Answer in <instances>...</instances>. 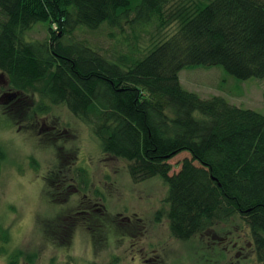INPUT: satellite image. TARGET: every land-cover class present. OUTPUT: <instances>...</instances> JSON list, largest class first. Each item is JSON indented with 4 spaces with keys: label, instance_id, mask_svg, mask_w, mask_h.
<instances>
[{
    "label": "trees",
    "instance_id": "obj_1",
    "mask_svg": "<svg viewBox=\"0 0 264 264\" xmlns=\"http://www.w3.org/2000/svg\"><path fill=\"white\" fill-rule=\"evenodd\" d=\"M36 24L46 25L47 40L26 42ZM103 25L173 30L137 59L136 49L110 61L69 40L77 29ZM200 67L264 79V0H0V71L13 91L36 96L41 114L63 104L90 124L101 152L129 162L135 183L161 179L167 208L155 221L165 218L174 239L189 241L239 215L263 254L264 115L184 90L179 72ZM182 152L190 159L169 175L168 161ZM101 215L70 213L58 224L68 238L76 229L95 240L133 237L136 219ZM22 255L15 251L6 264Z\"/></svg>",
    "mask_w": 264,
    "mask_h": 264
},
{
    "label": "rangeland",
    "instance_id": "obj_2",
    "mask_svg": "<svg viewBox=\"0 0 264 264\" xmlns=\"http://www.w3.org/2000/svg\"><path fill=\"white\" fill-rule=\"evenodd\" d=\"M172 28L157 32L154 26L134 30L124 26L119 32L103 25L94 31L77 29L69 40L93 48L110 61L131 55L136 49L132 56L137 59L170 34ZM47 38L45 24L34 25L24 36L26 42H42ZM178 77L184 90L201 99L220 96L232 105L264 115V79L237 80L221 67L185 68ZM32 98L36 104L37 97ZM23 99L27 103L32 101L29 97ZM47 106L51 111L50 120H55L58 128H68L69 137L64 136L59 142L40 138L35 131L42 127L41 121L36 128L33 122L24 123L26 114L19 107H12L7 113L0 107V150L3 154L0 230H6L8 236L7 243L0 240L6 251L0 264H6L8 257L17 250L23 254L18 264H111L113 257L118 258L117 264H142V259L149 258L153 260L148 264H202L196 239L180 242L170 235L165 218L155 221L157 211L167 208L164 201L168 189L163 181L155 177L135 183L128 174L129 162L101 152L90 124L72 115L63 104ZM59 146L68 153L61 157L69 155L72 160L64 163L59 159ZM185 158L190 159V155L182 152L168 161L169 175L180 170ZM72 162L74 165L71 172L64 174L66 177L57 172ZM83 171L82 177L78 176ZM44 178H48V182ZM63 178L64 185L57 187L58 180ZM78 189H83L87 199L98 209L94 212L120 216L123 221L138 219L133 237L95 240L85 230L76 229L68 238L58 222L61 219L64 222L66 215L76 212L77 206L82 205L84 193ZM226 224L244 229L247 226L239 215ZM211 239L203 238V243H211Z\"/></svg>",
    "mask_w": 264,
    "mask_h": 264
},
{
    "label": "flooded vegetation",
    "instance_id": "obj_3",
    "mask_svg": "<svg viewBox=\"0 0 264 264\" xmlns=\"http://www.w3.org/2000/svg\"><path fill=\"white\" fill-rule=\"evenodd\" d=\"M3 77H5V79ZM0 84H3L2 86H0V102L2 104V106L0 105V107L3 108L1 110H3L4 113L9 112L12 107H19L20 109H22L23 113L26 114V120L24 121V123L33 122L34 126L37 128V126L39 125V121H41L42 127L40 128L39 126V128L35 132L37 133L38 137H42L43 139L49 140L51 142H59L62 137L70 136L68 128H58V126H56L54 123L55 120H50V110L48 112H45V114L39 113L36 110L37 106L33 103L34 98H31V103H27L23 99L24 97H26V95L13 91L9 87L7 77L2 73L0 74ZM27 127H29V125H27ZM57 150L58 157L60 160H62V162L65 163L69 159H71L69 155H63L61 157V154H68L67 152L63 151V146H59ZM73 165L74 162H72L70 165L68 163L67 168L57 169V172L61 174V176L66 177L67 175L64 174L71 172L70 169ZM54 172L55 174H57L56 171ZM84 173L85 171H83V173L78 176L82 177ZM64 179L65 178H63L62 180H58V184L60 183V185L57 186L58 184L56 183V186L62 187L64 185ZM43 180L48 182V178H44ZM85 184L86 183L84 181L83 185ZM78 191L82 193L84 190L78 189ZM81 204L82 205L77 206L76 212H70L71 215H82L84 213H93L94 215H100L94 212L98 209L94 208V205L90 203V200L87 199L86 193L82 194ZM70 213L66 215L64 219L65 221H70ZM137 220L138 219H136V222ZM139 227L142 229L140 225ZM239 229H242V232ZM203 238H212V241L211 243L204 244ZM194 239H196L195 241H197L198 245L200 246V251L198 253H200L199 257L202 260V264H264V260L261 257L264 254V250L263 254H261V248L255 246L253 240L254 238L252 237L248 225L246 226V229H244L226 223L216 224L214 227H211L208 230L194 236ZM152 260L153 258H149L147 260L142 259L141 263L148 264Z\"/></svg>",
    "mask_w": 264,
    "mask_h": 264
}]
</instances>
